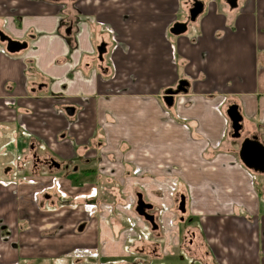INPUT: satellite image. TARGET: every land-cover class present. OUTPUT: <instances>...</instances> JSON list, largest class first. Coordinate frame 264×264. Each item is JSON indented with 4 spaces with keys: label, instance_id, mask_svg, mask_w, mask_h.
<instances>
[{
    "label": "crops",
    "instance_id": "crops-1",
    "mask_svg": "<svg viewBox=\"0 0 264 264\" xmlns=\"http://www.w3.org/2000/svg\"><path fill=\"white\" fill-rule=\"evenodd\" d=\"M137 1L129 6L140 14L110 25L90 17L91 28L86 12L113 13L119 0H0V29L28 43L11 54L0 41V264L76 262L81 249L123 258L136 236L132 192L153 204L163 240L181 244L174 219L187 184L204 200L188 233L201 235L194 249L206 264H264V194L254 185L264 173L239 158L245 138L264 144V0H201L176 45L168 32L188 0ZM182 79L188 91L168 106L166 90ZM232 104L243 116L238 138ZM51 183L62 193L38 196ZM104 185L114 191L101 194ZM114 195L119 203L104 205Z\"/></svg>",
    "mask_w": 264,
    "mask_h": 264
},
{
    "label": "rangeland",
    "instance_id": "rangeland-1",
    "mask_svg": "<svg viewBox=\"0 0 264 264\" xmlns=\"http://www.w3.org/2000/svg\"><path fill=\"white\" fill-rule=\"evenodd\" d=\"M74 1H76V0H73V2ZM157 1H160V0H157ZM119 2H120L121 7H123V8L118 9V10L115 9L113 11V13H111L110 11H107V13H104V16H99V17L97 15L93 16L91 13H89L87 11L85 15L87 17H89L87 19V22H89L90 27L92 24H94L93 20L91 21V18H95V19L100 18L101 19V17H102L103 19H105L104 21H106V23L108 24L109 22H112V21L116 20L117 18H121V16L123 17V15H129L130 16V14L132 13V16L134 17L135 15L140 14L143 10V8L138 10L133 6H129V4L131 2H139L137 0H119ZM140 2H142L143 5L144 6L146 5L147 7L152 5V3H150V4L147 3L146 0H141ZM187 3L189 5L187 7L185 6L186 8L184 9V12H183V10H181V11L177 12V14L176 13L175 14H176L177 18L181 17L178 22H188V32H190L192 29V22L190 23V21H189V10L192 7L193 0H191V2H189V0H188ZM145 12L149 13V15H145V16H149L151 18L153 17L152 15L154 13L151 10L145 9ZM163 12H165V11H163ZM108 25H110V24H108ZM188 32H186V34H188ZM168 35H169L168 36V42L173 41V43L176 42V39H174V38H177L176 36H180V35H173L171 32H168ZM175 45H176V43H175ZM95 48H96V46L94 47V49ZM94 51H95L94 57L96 58L97 56H99L98 51H97V49H95ZM118 158L121 160V156H119V154H118ZM135 161H137V160H135ZM138 166L141 167L143 165L140 164ZM147 171H151V170L147 169L146 173H148ZM177 171L178 170H176V169L173 170L174 173L175 172L178 173ZM108 174H113V172H108ZM24 179H25L24 180L25 182H33V180L31 178L30 179L24 178ZM41 185L42 186H40V191H38V196L45 193L46 189H48L49 187H52L50 189H55L59 194L62 193L61 192L62 187L59 184L51 183L50 185H47V184H41ZM254 185L257 188H260L262 193L264 194V191H263L264 187H263L262 183L258 184V181H257V184H254ZM175 187L177 190L180 189L177 186H175ZM184 187L185 188L187 187L188 191H189L188 203L186 201V213L187 214L186 213L181 214L178 208L175 210L177 212L175 213L174 224L178 225L180 227L181 234H180L179 239L177 238L176 232L173 233L169 238L172 242L174 240L178 239L181 241V244H179V242H177V241H174V242H177L176 243L177 245L172 246L171 244L167 243L165 241V239L163 240L164 234H163V230H162L161 219L156 218L155 222L159 227L156 230H154L152 228L151 224L147 220H145L144 217L139 216L138 213L136 212L135 208L134 209L132 208L135 218L133 217V219L130 221L131 223L129 222V224H130L129 227L133 228V229L132 228L130 229V231H132L131 233H133L134 230L136 229L135 230L136 236H133V238L130 242L129 248L127 249V255L123 256V258H125V259H122L121 257H115L112 259H106V260L98 259L97 260L95 255L91 256V251H90V253H88V250L81 249V250L74 253L78 257L77 261H80V264H202V263L206 264L205 250L200 249V248H199V250L194 249L196 243H198L201 240V235L200 236L198 235L199 237H198V241H197V238L194 237V232L197 233L198 228L197 229L193 228V226L191 224H193L194 222H189L190 218H191V214L196 213L195 211L199 207H202V203L204 202V200H198L195 198V195H193V191H194L195 186L187 184V186H184ZM92 188H90V189H92ZM95 190H97V189H95ZM111 190H112L111 187L104 185V188L101 191V194L104 192L109 193ZM112 191H114V189ZM96 192H98V191H96ZM34 193H36V192H34ZM64 194L67 195L66 192H64ZM120 195L123 197V199L125 198V195H123L122 193ZM106 197H107V195L105 194V198ZM127 197H128V199L125 200V205L130 204L131 207H133L134 204L136 205L137 195L134 192H132ZM106 201L107 202H105L104 205L114 206L116 203H119L117 201L116 195H114V198H112V199H106ZM38 202H39V200H38ZM177 202L179 203L180 200H177ZM219 204L223 205L225 208H229L227 206V204L225 205V203L219 202ZM89 214H90V212H89ZM113 216H115V215H111L108 220H114L116 217H113ZM181 216L185 219V220H183V223H180L179 217H181ZM110 222H112V221H110ZM188 229L189 230L192 229L194 232L190 231L188 233ZM191 240H193L195 242V244L193 246L188 245V243H191L190 242ZM122 242L123 241H121L120 245L122 244ZM120 250H121V248H119V251ZM201 251L203 252V255L197 256L201 253ZM59 264H74V262L66 259V260H63Z\"/></svg>",
    "mask_w": 264,
    "mask_h": 264
},
{
    "label": "water",
    "instance_id": "water-1",
    "mask_svg": "<svg viewBox=\"0 0 264 264\" xmlns=\"http://www.w3.org/2000/svg\"><path fill=\"white\" fill-rule=\"evenodd\" d=\"M53 2H60L62 0H49ZM228 4L231 8H235L237 6V0H228ZM204 9V4L200 0H194L192 7L189 10V21L194 22L198 18V16L202 13ZM188 30V22H176L170 28V32L173 35H182L186 33ZM0 41L6 44V50L15 54L22 50L28 48V43L26 41H18L13 39L11 36L6 34L4 31L0 29ZM98 54L100 60L103 59V55L106 52V43H102L98 47ZM189 83L186 80H180L176 88H169L165 92V102L168 106H172L174 104L175 96L186 93L188 91ZM69 115H73L75 108L68 107L66 109ZM227 115L231 121L232 128V136L238 138L241 136V131L243 130V116L240 112V108L237 104H232L227 109ZM239 158L241 162L248 168L254 171H258L264 173V144L259 140L258 136H252L245 138L242 142ZM52 163L56 166L59 164L55 161ZM153 204L146 203L143 199V195L141 193L137 194V202H136V212L139 216L144 217L147 220L154 230L158 228V225L155 222V216L147 213V210L152 209ZM179 211L182 214L186 213V198L184 195L181 196L179 202ZM84 229V225L79 227V230L82 231Z\"/></svg>",
    "mask_w": 264,
    "mask_h": 264
},
{
    "label": "flooded vegetation",
    "instance_id": "flooded-vegetation-1",
    "mask_svg": "<svg viewBox=\"0 0 264 264\" xmlns=\"http://www.w3.org/2000/svg\"><path fill=\"white\" fill-rule=\"evenodd\" d=\"M240 137H241V136H240ZM261 183H262V185H263V187H264V180H263ZM263 191H264V190H263ZM143 199H144V198H143ZM144 201H145L146 203H150V202L146 201L145 199H144ZM147 213L153 215V214H154V213H153V208L147 210ZM183 219H184V218H183ZM155 221H156V218H155ZM83 225H84V224H83ZM151 226H152V225H151ZM79 227H80V226H79ZM84 228H85V225H84ZM131 228H132V227H131ZM128 229H130V227H129ZM83 230H84V229H83ZM83 230H82V231H83ZM78 231H79V232H82V231L79 230V228H78ZM191 241H192V240H191ZM85 250H88V253H90V251H91L90 249H85ZM141 250H142V249H141ZM95 257L97 258V260L100 259V258H98V256H95ZM122 259H125V258H122ZM74 264H80V261H76V262H74Z\"/></svg>",
    "mask_w": 264,
    "mask_h": 264
},
{
    "label": "bare ground",
    "instance_id": "bare-ground-1",
    "mask_svg": "<svg viewBox=\"0 0 264 264\" xmlns=\"http://www.w3.org/2000/svg\"><path fill=\"white\" fill-rule=\"evenodd\" d=\"M183 221V220H182Z\"/></svg>",
    "mask_w": 264,
    "mask_h": 264
}]
</instances>
